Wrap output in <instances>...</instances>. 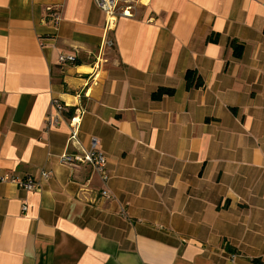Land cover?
Returning a JSON list of instances; mask_svg holds the SVG:
<instances>
[{
	"label": "crops",
	"instance_id": "crops-1",
	"mask_svg": "<svg viewBox=\"0 0 264 264\" xmlns=\"http://www.w3.org/2000/svg\"><path fill=\"white\" fill-rule=\"evenodd\" d=\"M134 12L109 29L95 0H0V170L52 173L0 181V264H264V0ZM94 136L107 182L59 158Z\"/></svg>",
	"mask_w": 264,
	"mask_h": 264
},
{
	"label": "built area",
	"instance_id": "built-area-1",
	"mask_svg": "<svg viewBox=\"0 0 264 264\" xmlns=\"http://www.w3.org/2000/svg\"><path fill=\"white\" fill-rule=\"evenodd\" d=\"M140 0H95L97 5L102 9L106 15V27L114 28L117 24V21L120 17H133L135 15V3ZM58 10L59 7L55 6ZM54 6L48 7L51 10V15L56 26L59 25L61 21L60 12L55 9ZM112 44V42H109ZM61 61H67L68 58L65 55L60 56ZM52 105L56 109V114L48 115L47 119V128L59 124L61 120V112H63L66 106L58 99L55 98L52 100ZM84 111L77 112L74 117L70 120V129L71 137L74 138L78 135L80 120L82 119ZM100 141L97 137L91 138V147L85 153L78 155L69 150H65L59 156L61 162L75 165L78 162H84L93 167V170L97 172L101 179L107 182L110 179V174L108 172V160L105 152L99 147ZM52 175L51 171H42L40 178H35L32 175L25 176H11L7 173L0 170V181H11L16 185L23 187L27 190H39L42 187V179H48ZM102 194L106 197L111 196V193L108 189H103ZM28 205H23V210L26 211Z\"/></svg>",
	"mask_w": 264,
	"mask_h": 264
},
{
	"label": "trees",
	"instance_id": "trees-1",
	"mask_svg": "<svg viewBox=\"0 0 264 264\" xmlns=\"http://www.w3.org/2000/svg\"><path fill=\"white\" fill-rule=\"evenodd\" d=\"M231 44L233 45L235 49V53L237 55H240L243 49V44L239 43L237 40L233 39L231 41ZM186 81H187V87H191L192 85L200 86L203 83L202 77L194 70L189 69L186 72ZM174 93L173 88H168V87H160L155 93L154 97H161L164 94H172Z\"/></svg>",
	"mask_w": 264,
	"mask_h": 264
}]
</instances>
